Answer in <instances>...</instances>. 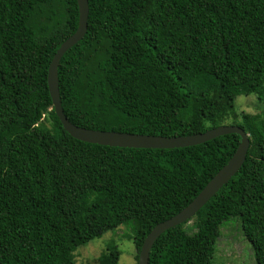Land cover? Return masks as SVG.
<instances>
[{
	"label": "trees",
	"instance_id": "trees-1",
	"mask_svg": "<svg viewBox=\"0 0 264 264\" xmlns=\"http://www.w3.org/2000/svg\"><path fill=\"white\" fill-rule=\"evenodd\" d=\"M88 2V31L58 68L72 123L163 136L238 125L250 137L240 170L191 231L187 221L157 238L149 264H214L230 218L264 264V110L235 106L241 95L264 99V0ZM78 25L77 0H0V264H77L80 246L122 225L138 260L152 229L187 207L241 142L231 133L151 149L71 136L48 71ZM121 254L110 242L96 264H118Z\"/></svg>",
	"mask_w": 264,
	"mask_h": 264
},
{
	"label": "water",
	"instance_id": "water-1",
	"mask_svg": "<svg viewBox=\"0 0 264 264\" xmlns=\"http://www.w3.org/2000/svg\"><path fill=\"white\" fill-rule=\"evenodd\" d=\"M79 6V25L76 32L63 42L55 53L48 71V87L57 116L64 128L76 139L88 143L125 148L172 149L198 145L216 137L237 133L241 142L231 159L207 183L198 196L175 216L157 224L147 235L139 253L138 264H149L150 253L157 238L171 227L190 221L196 213L240 170L250 147L249 134L238 125H220L205 132L163 136L121 131L96 130L72 123L64 113L60 97L58 68L63 55L77 44L88 31L89 2L77 0Z\"/></svg>",
	"mask_w": 264,
	"mask_h": 264
},
{
	"label": "rangeland",
	"instance_id": "rangeland-1",
	"mask_svg": "<svg viewBox=\"0 0 264 264\" xmlns=\"http://www.w3.org/2000/svg\"><path fill=\"white\" fill-rule=\"evenodd\" d=\"M235 106L239 112L258 113L264 110V99L257 95H241L237 97ZM229 122H232L229 120ZM228 122V123H229ZM193 222L187 225L189 231ZM113 242L120 248L122 254L118 264H137V249L134 244L132 230L122 225L109 231L101 238L80 246L74 253L77 264H96L98 257L108 249ZM214 264H257L251 242L242 231L241 223L237 218L226 220L221 228V235L217 240L216 251L213 257Z\"/></svg>",
	"mask_w": 264,
	"mask_h": 264
}]
</instances>
